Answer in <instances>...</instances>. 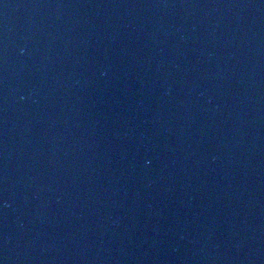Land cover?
Listing matches in <instances>:
<instances>
[{"label":"water","instance_id":"obj_1","mask_svg":"<svg viewBox=\"0 0 264 264\" xmlns=\"http://www.w3.org/2000/svg\"><path fill=\"white\" fill-rule=\"evenodd\" d=\"M0 264H264V0H0Z\"/></svg>","mask_w":264,"mask_h":264}]
</instances>
